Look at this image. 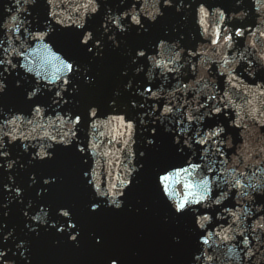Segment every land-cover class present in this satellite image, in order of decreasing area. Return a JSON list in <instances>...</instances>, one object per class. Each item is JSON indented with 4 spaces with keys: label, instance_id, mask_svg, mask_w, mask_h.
I'll return each instance as SVG.
<instances>
[{
    "label": "snow or ice",
    "instance_id": "6c2138e0",
    "mask_svg": "<svg viewBox=\"0 0 264 264\" xmlns=\"http://www.w3.org/2000/svg\"><path fill=\"white\" fill-rule=\"evenodd\" d=\"M186 2L152 0L149 10L133 0H82L75 16L65 18L52 11L56 0H43V4L40 0H15L13 7L25 13L24 19L17 24L18 17L11 15L14 27L2 25L10 37L8 46L0 40V175L9 178L0 182V212L7 217L5 210L10 204L21 205L25 231L18 235L15 228L0 223V264H32L33 245L42 236L79 247L85 233L82 221L131 210L130 200L145 178L167 210L164 223L178 229L171 235V243L177 249L183 247L186 233L180 225L187 221L186 231L195 234L202 255H206L202 246L209 244L208 237L231 238L232 224L228 229L220 225L223 231L209 230L223 215H217L221 208L233 217L232 223L240 220L224 204L234 190L239 196L264 203V183L247 185L251 193L239 192L244 187L239 177L220 180V172L212 179L209 174L214 170L203 163L210 151L222 157L224 145L230 143L225 128L214 122L225 106L209 107L196 99L193 108L186 82L183 88L177 84L168 93L171 99L162 95L166 87L162 81L170 77L179 81L176 73L183 66L182 51L170 35L153 33L169 13H178ZM37 8H43L44 23L36 21L33 27L29 18ZM199 11L204 14L203 4ZM235 35H241L239 29ZM11 37L19 41L17 46ZM223 39L228 43L232 36L225 31ZM34 43L43 45L47 62L55 68L50 76L34 73L29 60ZM110 57H117L120 64L114 82L106 86L99 69ZM224 62L228 63L227 59ZM247 71L264 76V64L249 62ZM177 92L184 95L186 103H179ZM46 117L47 127H54L55 133L34 135L45 128ZM113 122L118 126L126 166L117 183L103 187L90 156L94 157L99 147L96 131L110 128ZM28 125L32 127L25 131ZM233 126L239 128L240 124L233 121ZM30 139L40 142L28 143ZM15 149H20L26 163L16 158ZM175 160L181 162L173 163ZM18 165L19 171L27 174L26 187L14 174ZM69 177L87 194L85 202L52 199ZM29 192H34L30 202ZM26 202L27 209L23 207ZM199 207L204 211L193 214ZM149 210L145 208V212ZM257 227L264 229V223L251 231L255 233ZM240 235L244 257L251 261L264 241L254 237L259 245L254 249L248 236ZM88 238L97 250L105 249L104 231H90ZM201 258L193 253L189 264H197ZM106 264H122V258L112 253Z\"/></svg>",
    "mask_w": 264,
    "mask_h": 264
}]
</instances>
